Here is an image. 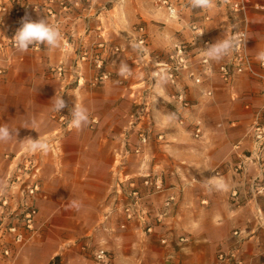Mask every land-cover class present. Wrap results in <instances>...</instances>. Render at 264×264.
I'll list each match as a JSON object with an SVG mask.
<instances>
[{"label": "crops", "instance_id": "0c3cea01", "mask_svg": "<svg viewBox=\"0 0 264 264\" xmlns=\"http://www.w3.org/2000/svg\"><path fill=\"white\" fill-rule=\"evenodd\" d=\"M170 1L179 6L182 0ZM50 6L54 15H48L43 5L30 16L57 25L61 46H30L27 52L5 42L16 26L9 14L0 11V66L6 68L0 84V124L18 128L17 139L0 142V176L7 163L4 155L24 149L19 141L40 136L49 144L47 153L37 152V235L12 248L9 261L44 264L79 238L125 239L132 229L145 233V223L139 218L126 221L121 206L131 180L159 176L163 189L144 199L158 236L174 234L178 239L183 231L193 230L201 248L219 247L221 253L234 249L240 264H254L264 253V226L241 218L244 204L251 201L247 198L256 194L264 180L253 161L251 136L264 105V82L247 73L224 81L217 70L229 56L209 61L205 67L200 64L199 44L189 47V69L182 71L176 87L159 74L173 44L190 40L191 22L202 26L214 43L222 36L230 37L239 16L218 2L211 9H181L176 18L154 0H81L79 8L69 11L57 2ZM247 17L248 52L254 68L264 73L256 58L264 51V0H249ZM139 27L144 47L136 42L141 36ZM95 58L102 60L110 76L91 87L88 82L98 73ZM122 64L127 66L123 75ZM60 65L62 77L55 72ZM178 90L190 101L185 111L171 100ZM55 95H63L68 107L75 103L86 107L90 123L83 130L71 128L57 137L58 123L51 116L50 103L41 105ZM144 99L150 104L143 112V126L151 124L152 134L141 152L135 153L138 130L130 122L133 106ZM181 116L183 124L178 122ZM195 120L202 122L199 137L191 126ZM238 142L248 156L244 171L236 169L234 145ZM215 181H222L224 187L216 188ZM170 195L174 201L166 208L164 202ZM72 201L80 205L79 210L70 206ZM0 264L7 260L0 258Z\"/></svg>", "mask_w": 264, "mask_h": 264}, {"label": "built area", "instance_id": "2783aa9c", "mask_svg": "<svg viewBox=\"0 0 264 264\" xmlns=\"http://www.w3.org/2000/svg\"><path fill=\"white\" fill-rule=\"evenodd\" d=\"M45 2L46 3L43 4L45 8L44 11L51 16L54 15L55 12L50 4L54 2L59 3L61 9L64 11L79 8L81 5V0H45ZM214 2L226 5L230 11L239 16L240 21L234 25L230 37L239 35L242 41L229 55L228 59L218 66L217 73L219 77L224 81H228L233 74L247 73L264 82V73L254 68V58L249 54L247 48L249 32L247 9L249 0H214ZM154 4L158 8H165L168 15L175 18L178 16L181 9L191 7L190 0H182L179 6L174 5L170 0H154ZM43 5L40 2L30 3L28 0H0V11L9 14L13 20V24L16 26L14 31L5 38V42L15 48L11 38L20 27L21 19L26 14L30 16L33 12L39 11ZM172 10H175V15L172 14ZM205 19H208V17L206 16ZM138 30L141 32V36L136 42L139 46L144 47L145 36L143 35V28L139 27ZM189 30L191 31L190 40L187 42L178 41L173 44L168 54L167 61L163 65L164 69L159 72V74H161L173 87L178 85L182 71L189 69V47L199 44L201 49H203L207 44L211 43L204 28L197 23L191 22L189 24ZM201 32H203V34L197 36V34ZM67 44L68 42L66 41L64 45ZM118 50V47L114 48L115 52ZM201 54L199 59L200 64L207 67L209 61L205 60L202 50ZM258 63L260 67L264 68V64L259 60ZM93 64L95 68L98 69V73L91 78V86H95L98 82L108 79L110 76V73L104 69L101 59L95 58ZM63 70V67L60 65L56 68L55 72L61 77L63 75ZM2 74L3 67L0 66V79ZM80 79L81 78L78 77L76 82L78 83ZM194 81L199 83L200 77H196ZM171 100L179 110L185 111L191 105L183 90L174 92L171 95ZM51 116L58 123L57 130L54 132L57 137L71 129V127H69L68 117L70 116V111L68 107L61 110L60 113L53 111ZM178 122L180 124L184 123L183 116L178 118ZM191 126L194 136H201V120H195ZM251 136L255 143L253 161L258 169L259 175L264 177V105L261 106L254 120ZM147 138L148 135H146L145 130L139 132V141L134 149L135 153L141 152L142 147L147 144ZM234 149L237 152L238 158L236 169L238 171H244L246 169L248 156L240 151V142L234 145ZM6 158L9 163L2 182L6 183L7 188L3 194H0V258L6 259L7 264H12V262L9 261L12 248L24 245L37 235V228L35 226L37 216L35 195L40 188V165L37 152H27L25 149L11 156L6 155ZM128 186L129 189L126 192V202L121 206L125 220L128 221L139 218L145 223V230L147 232L152 231L151 224L147 223L149 218L146 208L143 206V201L151 193L159 192L163 189L162 179L159 176H146L143 177L139 183H137L136 180H131ZM173 201L174 196L170 195L165 200L164 205L170 206ZM161 242L166 243V238H162ZM95 257L101 262L107 261L108 258L104 249L96 250ZM219 259L225 260L226 262L233 260L234 262L240 263L235 259V254L233 252L219 254Z\"/></svg>", "mask_w": 264, "mask_h": 264}, {"label": "rangeland", "instance_id": "374dc122", "mask_svg": "<svg viewBox=\"0 0 264 264\" xmlns=\"http://www.w3.org/2000/svg\"><path fill=\"white\" fill-rule=\"evenodd\" d=\"M5 75L6 68L3 67L0 84L5 79ZM90 81L91 78L88 82L89 86H91ZM48 103L50 102H42L41 105L44 104L46 106ZM149 104L150 101L146 104L144 100L136 104V106H133L132 114H134V116L132 115V123L130 122V126L138 130V141L139 132L145 130L146 135H148L147 143L149 135L152 134V125L148 124L146 128L143 126L145 118L143 112H146V108ZM70 108L69 106L68 110ZM136 110H138V112H136ZM141 120H143L142 123L140 122ZM6 155L11 156L10 154ZM6 155H4V159L7 163L4 165V169L1 173L0 182H2L7 172L9 161ZM137 183H139V181H137ZM248 199H251V201L244 204L246 209H244L245 212L241 219L246 220L248 223L258 222V224L264 226V180H261L258 184L256 194L251 195L247 200ZM171 205L172 204H170V206ZM143 206L145 207L144 201ZM170 206L165 207L169 208ZM146 212L148 215L147 209ZM148 218L149 221L147 223L152 226V231L150 232L143 230L145 231L144 233L141 230L132 229L127 233L125 239H114L106 235H98V238L94 237L90 240L86 237L79 238L63 246L57 255L53 256L49 262H45L44 264H240L233 260L226 262L225 260L219 259V254H222L219 247L213 248L208 246L201 248L195 243L192 233L193 230H190V233L186 230L183 231V234L179 235L178 239L174 234L158 236L153 219L150 218L149 215ZM233 230L234 229H232V231ZM186 236L189 237L187 240L185 239ZM162 238H166V243L161 242ZM262 238H264V234H262ZM98 249H104L106 251L108 256L107 261L101 262L96 259L95 252ZM229 252H233L235 254V259L240 262V260L237 259L234 249ZM254 264H264V253H260L259 256L256 257Z\"/></svg>", "mask_w": 264, "mask_h": 264}, {"label": "clouds", "instance_id": "9594fccd", "mask_svg": "<svg viewBox=\"0 0 264 264\" xmlns=\"http://www.w3.org/2000/svg\"><path fill=\"white\" fill-rule=\"evenodd\" d=\"M214 0H190V5L193 9H211L213 7ZM172 14L175 15V10H172ZM203 32L198 33L197 36L202 35ZM15 48L20 52H27L30 46L44 45L49 49H56L61 46L62 34L57 25H53L48 22L46 18L38 20H32L31 17L26 14L20 22V27L16 30L14 36L11 38ZM239 35H233L231 37L222 36L214 43L207 44L202 50L206 61L219 62L225 57L229 56L241 43ZM262 64H264V51L257 53L256 57ZM127 71V66L122 64L120 74L123 75ZM52 111L60 113L61 110L68 107L67 102L63 99V95L57 97L56 95L50 101ZM69 127L76 130H83L89 123L88 109L80 104L75 103L74 107L69 109ZM35 121H33V124ZM27 128V127H24ZM34 129L35 128H31ZM18 128H10L7 124H0V142H8L15 137L17 139ZM22 147L27 152H40L47 153L49 150V144L47 140L38 136L33 139L32 137H26L22 141H19ZM213 179L214 178H210ZM216 188H223L222 181H215ZM7 185L4 182H0V194H3ZM71 207L79 210L80 205L72 201Z\"/></svg>", "mask_w": 264, "mask_h": 264}]
</instances>
